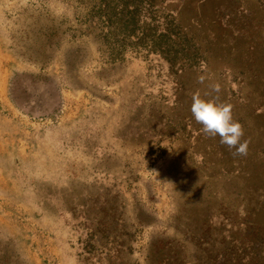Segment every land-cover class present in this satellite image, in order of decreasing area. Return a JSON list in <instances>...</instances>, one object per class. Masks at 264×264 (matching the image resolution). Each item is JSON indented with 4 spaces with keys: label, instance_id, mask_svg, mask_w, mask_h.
I'll use <instances>...</instances> for the list:
<instances>
[{
    "label": "rangeland",
    "instance_id": "374dc122",
    "mask_svg": "<svg viewBox=\"0 0 264 264\" xmlns=\"http://www.w3.org/2000/svg\"><path fill=\"white\" fill-rule=\"evenodd\" d=\"M1 74L0 264H264V0H0Z\"/></svg>",
    "mask_w": 264,
    "mask_h": 264
},
{
    "label": "clouds",
    "instance_id": "9594fccd",
    "mask_svg": "<svg viewBox=\"0 0 264 264\" xmlns=\"http://www.w3.org/2000/svg\"><path fill=\"white\" fill-rule=\"evenodd\" d=\"M216 91H219L217 87ZM191 114L202 131L211 137H219L222 145L233 152L234 156L248 154V142L243 140V126L234 119L231 104L217 103L215 99H205L197 91L191 96Z\"/></svg>",
    "mask_w": 264,
    "mask_h": 264
},
{
    "label": "crops",
    "instance_id": "0c3cea01",
    "mask_svg": "<svg viewBox=\"0 0 264 264\" xmlns=\"http://www.w3.org/2000/svg\"><path fill=\"white\" fill-rule=\"evenodd\" d=\"M0 77H2L3 80H4V78L6 79V76H4L2 74L0 75ZM7 80H8L7 81L8 83L11 82V81H9V77H8ZM8 83H7V85H8ZM2 84H4V83L1 80V82H0V90H1V93H0V166H2L3 163L6 162V160H3V157L6 156V154L8 152V149L12 147L11 145H8L7 141H5V136L3 135V133H4V125H5V123L10 121L9 117L7 116V111L9 110V108L12 107L11 109H15L18 113H20L22 115H25V116H28V117L30 116L29 114L26 115V112L24 111V108L23 109L22 108H18V107L14 108L13 106L8 107L10 105V103L8 102L9 98H8L7 95L5 96L3 94V92H2L3 89H4V88L1 87ZM4 103L7 104L8 106L4 107ZM10 154H12V151H10ZM0 169H2V168H0ZM0 171L3 173L2 170H0Z\"/></svg>",
    "mask_w": 264,
    "mask_h": 264
}]
</instances>
